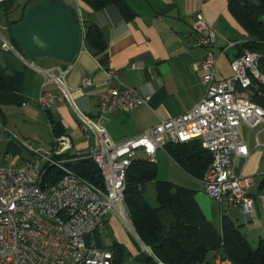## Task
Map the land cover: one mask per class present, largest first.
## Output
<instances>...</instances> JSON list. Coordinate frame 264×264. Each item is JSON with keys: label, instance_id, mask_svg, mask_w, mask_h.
<instances>
[{"label": "crops", "instance_id": "crops-1", "mask_svg": "<svg viewBox=\"0 0 264 264\" xmlns=\"http://www.w3.org/2000/svg\"><path fill=\"white\" fill-rule=\"evenodd\" d=\"M29 1L0 0V68L10 76L12 83L9 90L0 89L3 112L0 117V166L10 169L20 167L34 157L24 143L46 151L52 148L50 124L45 111L37 104L43 76L36 68H69L66 83L72 88L75 105L89 119L99 121L110 138L118 142L155 126L161 120L181 115L202 98V71L198 65L205 55V48L194 44L196 35L192 25L197 14L202 13L217 32L213 51L218 56L215 76L219 80L231 75L230 62L240 53L238 45L249 39L247 32L229 13L228 0L205 3L201 0H125L133 13L130 18H126L115 5L94 10L83 0H63L77 12L83 31L85 23H94L100 28L105 49L94 54L83 40L72 63L51 58L26 60L21 51L5 48L2 43L3 38L11 42L9 26L22 17ZM226 40L236 44L225 48ZM108 70L115 71L117 78L106 81ZM84 78H88L91 84L79 88ZM111 86L135 88L149 99L129 113L99 118L98 98ZM49 89L57 91L53 86ZM244 90L251 94L254 87L238 88L237 92L240 94ZM48 110L60 123L63 134L71 139L72 147L67 157H84L82 154L96 140L92 135L84 137L73 107L62 101ZM256 133L257 129L241 124L239 135L248 148V155L232 157V171L249 179L247 192L254 201L252 219L246 217L239 207L220 204L208 197L200 179L185 172L167 152L158 150L154 163L159 179L194 191V199L202 214L218 232H221L223 220H228L250 244L264 237V130ZM138 156L144 157L142 153ZM157 165L158 173L164 170L165 176L157 174ZM85 240L100 249L112 251V264H147L148 255L155 257L134 231L128 215L126 221L115 212L108 213L105 226L87 235ZM214 252L210 251L209 263L220 264L221 258L214 256Z\"/></svg>", "mask_w": 264, "mask_h": 264}, {"label": "built area", "instance_id": "built-area-1", "mask_svg": "<svg viewBox=\"0 0 264 264\" xmlns=\"http://www.w3.org/2000/svg\"><path fill=\"white\" fill-rule=\"evenodd\" d=\"M192 29L195 46L205 48L198 65L202 98L181 115L118 142L99 121L89 119L75 105L72 88L66 83L69 68H36L43 76L37 104L42 110L62 101L73 107L84 137L92 135L96 140L82 155H95L105 163L110 190L102 192L70 167L59 168V161L71 158L64 157L72 147L69 136H53L50 151L24 143L34 155L31 160L16 169L0 166V264H112V251L98 248L85 237L105 226L108 213L115 212L123 220L127 217L124 197L117 196V189L125 188L126 173L135 156L142 153L155 163L157 151L166 152L167 144L191 141L186 140V133H195V139L204 140V145L212 148L210 163L200 179L203 192L220 204L239 207L252 219L254 201L247 192L249 179L232 171V157L248 155L239 135L241 124L257 129V133L264 130V109L237 92L238 88L247 89L253 80L264 85V75L257 68L261 54L243 48L230 62L231 75L219 80L215 76L218 56L213 51L216 30L202 13L196 15ZM235 44L226 40L225 48ZM2 46L16 50L4 38ZM116 78L115 71L106 72V81ZM89 84L90 80L84 78L79 88ZM51 86L57 91L50 90ZM148 99L132 87H108L98 98V117L129 113ZM46 165L62 172L51 187H41V170ZM29 214H36V222H29ZM220 264L230 262L221 259Z\"/></svg>", "mask_w": 264, "mask_h": 264}, {"label": "trees", "instance_id": "trees-1", "mask_svg": "<svg viewBox=\"0 0 264 264\" xmlns=\"http://www.w3.org/2000/svg\"><path fill=\"white\" fill-rule=\"evenodd\" d=\"M83 1L94 10L115 5L126 18L133 15L125 0ZM227 9L249 36L247 41L238 45L239 51L246 48L261 54L258 68L264 75V0H228ZM17 21L10 24L9 30ZM10 39L13 46L21 51L11 36ZM83 40L94 54L101 53L106 47L102 31L94 23L84 24ZM11 85L10 76L0 68V89L9 90ZM251 86L254 90L250 99L264 109V85L253 80ZM44 111L53 136L63 134L60 123L49 110ZM165 149L185 172L197 179L202 178L211 160V154L198 139L167 144ZM63 165L104 189L100 170L91 159L65 158ZM45 169L44 177L50 183L61 176L62 172L53 166L46 165ZM149 181H154L155 205L144 195V186ZM119 197H124L123 202L134 231L155 255L147 256V264H158L157 260L164 264H211L208 258L210 251H215L214 256L229 260L230 264H264V237L252 247L245 235L228 220H223L221 232H218L202 214L194 199V191L166 180H157L155 164L148 159L135 157L131 161L125 188H121ZM124 218L127 221V217Z\"/></svg>", "mask_w": 264, "mask_h": 264}, {"label": "water", "instance_id": "water-1", "mask_svg": "<svg viewBox=\"0 0 264 264\" xmlns=\"http://www.w3.org/2000/svg\"><path fill=\"white\" fill-rule=\"evenodd\" d=\"M9 32L26 60L51 58L72 63L83 42L78 14L63 0L29 1Z\"/></svg>", "mask_w": 264, "mask_h": 264}, {"label": "bare ground", "instance_id": "bare-ground-1", "mask_svg": "<svg viewBox=\"0 0 264 264\" xmlns=\"http://www.w3.org/2000/svg\"><path fill=\"white\" fill-rule=\"evenodd\" d=\"M258 59L259 58H257V68H258ZM63 136H67V135L63 134ZM193 139H195V133H186V140H193ZM199 141L201 142V145L203 146V148L205 150H207L211 154V157H212L211 146L210 145H204V140H199ZM84 157L91 159L97 165V167L99 168L100 173L102 175L103 183H104V189H101V191L102 192H109V190H110L109 170H108V168H106L105 163L103 161H101V159L95 155H85ZM48 166H53V165H48ZM59 168H66L63 165V161H59ZM46 170L47 169H45V166L41 170V187H51V183L48 182L46 180V178L44 177ZM120 190H121V188L117 189V196L118 197H119ZM29 222H36V214H29ZM97 264H104V263H97Z\"/></svg>", "mask_w": 264, "mask_h": 264}, {"label": "rangeland", "instance_id": "rangeland-1", "mask_svg": "<svg viewBox=\"0 0 264 264\" xmlns=\"http://www.w3.org/2000/svg\"><path fill=\"white\" fill-rule=\"evenodd\" d=\"M227 72L229 71L228 69L226 70ZM227 78V77H226ZM257 81V80H256ZM258 82V81H257ZM239 94V93H238ZM241 96H243V97H250L251 95L248 93V91L247 90H244V91H242L241 93ZM48 138H50V136L48 137ZM136 158H140L139 156H135ZM143 158H145V159H148L147 157H143ZM159 171H158V165H157V174L160 176H165V174H166V172L164 171V170H162V172H160V173H158ZM156 179L157 180H161V179H159L158 178V176H156ZM163 180V179H162ZM144 189H145V191H144V195L146 196V198L148 199V200H150L151 202H152V204H156V202H155V200H156V197H155V189H154V181H149V182H147L146 184H145V186H144ZM256 244L257 243H251V246L252 247H255L256 246ZM229 261V260H228Z\"/></svg>", "mask_w": 264, "mask_h": 264}]
</instances>
